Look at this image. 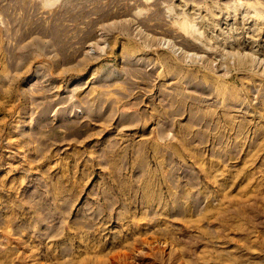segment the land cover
Segmentation results:
<instances>
[{
	"label": "rangeland",
	"instance_id": "obj_1",
	"mask_svg": "<svg viewBox=\"0 0 264 264\" xmlns=\"http://www.w3.org/2000/svg\"><path fill=\"white\" fill-rule=\"evenodd\" d=\"M0 264H264V0H0Z\"/></svg>",
	"mask_w": 264,
	"mask_h": 264
}]
</instances>
